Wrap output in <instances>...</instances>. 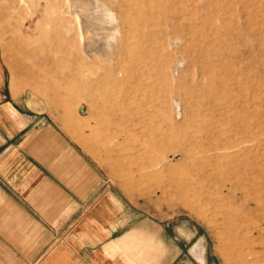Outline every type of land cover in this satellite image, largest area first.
<instances>
[{
	"label": "rangeland",
	"instance_id": "rangeland-1",
	"mask_svg": "<svg viewBox=\"0 0 264 264\" xmlns=\"http://www.w3.org/2000/svg\"><path fill=\"white\" fill-rule=\"evenodd\" d=\"M0 71L182 260L264 264V0H0Z\"/></svg>",
	"mask_w": 264,
	"mask_h": 264
},
{
	"label": "crops",
	"instance_id": "crops-1",
	"mask_svg": "<svg viewBox=\"0 0 264 264\" xmlns=\"http://www.w3.org/2000/svg\"><path fill=\"white\" fill-rule=\"evenodd\" d=\"M36 107L0 71V264H196L176 236L135 223L133 203ZM196 245L187 253L207 264Z\"/></svg>",
	"mask_w": 264,
	"mask_h": 264
},
{
	"label": "bare ground",
	"instance_id": "bare-ground-1",
	"mask_svg": "<svg viewBox=\"0 0 264 264\" xmlns=\"http://www.w3.org/2000/svg\"><path fill=\"white\" fill-rule=\"evenodd\" d=\"M88 50H89V49H88ZM258 223H261V222L258 221ZM261 224H262V223H261ZM258 225H260V224H258ZM258 225H257V226H258ZM201 245H202V244H201ZM201 245L198 244V246H197V251H198V254H200V257H203V256H202V252H203V249H202V248H203V247H202Z\"/></svg>",
	"mask_w": 264,
	"mask_h": 264
}]
</instances>
